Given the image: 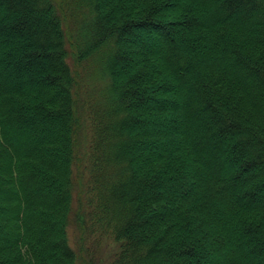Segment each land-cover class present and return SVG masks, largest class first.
I'll return each mask as SVG.
<instances>
[{
    "label": "trees",
    "instance_id": "obj_1",
    "mask_svg": "<svg viewBox=\"0 0 264 264\" xmlns=\"http://www.w3.org/2000/svg\"><path fill=\"white\" fill-rule=\"evenodd\" d=\"M72 47L105 77L87 190ZM72 221L110 264H264V0H0V264H78Z\"/></svg>",
    "mask_w": 264,
    "mask_h": 264
},
{
    "label": "rangeland",
    "instance_id": "obj_2",
    "mask_svg": "<svg viewBox=\"0 0 264 264\" xmlns=\"http://www.w3.org/2000/svg\"><path fill=\"white\" fill-rule=\"evenodd\" d=\"M77 14V13H76ZM81 15H68L64 21L65 33L68 38L74 40V34L76 31H80L82 26ZM70 39V40H71ZM70 60L69 63L73 69L75 76V108L74 112L79 120V128L77 127L76 139V164H75V180H78V184L84 183V189L88 187L86 183L88 181V172L86 163V154L88 153V145L92 139V132L90 130V121L92 120V108L98 102L100 94L103 91V85L105 83V77L101 74V68L99 67L98 56L93 54L88 59L81 62L75 60L76 51L74 47L69 48ZM90 111V112H89ZM80 181V182H79ZM76 183V181H75ZM79 186V185H78ZM76 192V201L74 209L82 210L87 198L90 196L88 193L86 196H82ZM82 208V209H81ZM87 232V230H86ZM77 222L73 221L70 224L68 233L70 236V245L77 253L78 264H110L114 257L120 251L122 242L115 241L110 235L102 231H95L94 234H87V252L84 251V233H86ZM82 238V239H80Z\"/></svg>",
    "mask_w": 264,
    "mask_h": 264
},
{
    "label": "bare ground",
    "instance_id": "obj_3",
    "mask_svg": "<svg viewBox=\"0 0 264 264\" xmlns=\"http://www.w3.org/2000/svg\"><path fill=\"white\" fill-rule=\"evenodd\" d=\"M69 242V241H68Z\"/></svg>",
    "mask_w": 264,
    "mask_h": 264
}]
</instances>
